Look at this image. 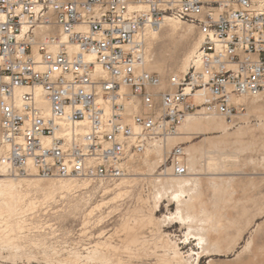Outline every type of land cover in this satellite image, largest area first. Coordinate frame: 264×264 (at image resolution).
Listing matches in <instances>:
<instances>
[{
	"label": "built area",
	"instance_id": "2783aa9c",
	"mask_svg": "<svg viewBox=\"0 0 264 264\" xmlns=\"http://www.w3.org/2000/svg\"><path fill=\"white\" fill-rule=\"evenodd\" d=\"M166 18L192 24L201 43L160 90L145 69L147 32ZM260 95L264 4L254 0H0L6 175L116 182L130 155L165 145L189 115L232 123L242 99ZM170 160L174 176L189 174L181 146Z\"/></svg>",
	"mask_w": 264,
	"mask_h": 264
},
{
	"label": "rangeland",
	"instance_id": "374dc122",
	"mask_svg": "<svg viewBox=\"0 0 264 264\" xmlns=\"http://www.w3.org/2000/svg\"><path fill=\"white\" fill-rule=\"evenodd\" d=\"M254 2L257 5L261 4L257 0ZM183 24L194 29L192 31L194 33L191 32L189 35L188 42L191 46L195 45L200 39L198 30L189 23L183 22ZM173 37L180 39L181 35L178 33ZM163 51L169 59L173 56L175 49L172 44H167ZM158 53L155 44L151 54L156 59ZM148 70L160 75L165 84H168L169 78L177 71L172 67H167L162 73ZM178 75L181 76L183 73L179 72ZM226 122L230 134L240 128L245 131L244 134L233 138L237 141L236 147L243 148L240 152L231 151L234 146L233 149L230 148L231 150L227 147L226 150L229 149L227 152L222 151L226 156H223L221 151H214L210 141L219 137V133L204 135L191 132L180 138L178 142V144L182 142L185 144L176 146L184 149L186 163L188 155L185 148L190 147L194 149H192L194 152H198H196L198 160L196 168L199 171L198 177L202 178L200 191L203 190L204 200L207 201L206 209L210 210L209 212L216 211L212 201L216 196L223 195L227 198V202L220 208L225 213L222 212L223 217H221L224 221L223 233L228 237L226 244L231 250L225 256H213L211 259H214L217 264H239L240 255L250 243L251 248H257L259 252L257 257L259 259L256 261V258L254 264L256 262L264 264V113L252 111L246 104L245 112L237 114L232 123ZM176 146L165 154V160L163 158V162L160 163L146 160L147 150L138 156L130 155L124 163L127 168L125 179L131 182L123 186V196L117 199L115 197L118 191L115 185L120 184L121 179L116 182L87 180L90 181L88 187L77 193L55 191L53 196L48 195L46 188L26 189L25 202L35 203L37 207L31 212H26L22 217L0 218V264H99L91 260L90 254L95 251L94 249L107 252L108 244L115 247L124 245L128 237L126 227L128 223L138 226L137 232L141 239L146 241L148 252L147 257L133 259V264L135 262L158 264L154 253L159 252L156 247L163 239L179 244L182 253L187 257L188 251L191 248L196 249L197 245V242L192 239L189 240L191 245L182 244L188 228L174 224L173 221H163L165 216L176 212L177 204L165 197L157 212L154 201V196L159 189L158 179L181 178L171 174L170 154ZM153 147L149 146L147 149ZM212 158L218 159V163L223 164L224 169H215ZM0 174L3 173L0 171ZM193 174L188 175L193 176ZM8 177L15 176L8 175ZM69 180L64 179V181ZM45 181L43 180L42 183L49 185V181ZM50 181L56 183L59 179ZM76 181L80 184L84 182V180ZM216 183L224 186L223 188H228L224 192L227 195L224 193L219 195L216 191ZM149 216L154 217L156 223L158 221V226L145 223L150 219ZM14 222L20 225L19 228H15L16 232L12 228ZM125 255L122 256L125 257L123 259L128 260V256ZM77 256L81 259H77ZM208 261L209 259H206L202 264H208Z\"/></svg>",
	"mask_w": 264,
	"mask_h": 264
},
{
	"label": "bare ground",
	"instance_id": "6f19581e",
	"mask_svg": "<svg viewBox=\"0 0 264 264\" xmlns=\"http://www.w3.org/2000/svg\"><path fill=\"white\" fill-rule=\"evenodd\" d=\"M257 1H259L261 4H264V0ZM193 30L194 29H192V27L184 26L183 22L169 18H166L162 22L161 26L149 30L147 32V56L145 59V69L147 71H149L148 69H150L152 71H158L162 73L167 67H172L176 68L177 70L175 72V75L172 76H179V72L185 74L188 71L190 62L192 61L194 55L197 53L201 43V37L199 41L193 46H191L190 42H188V38H190L189 35ZM178 33L181 35V37L180 39H175L173 36ZM155 44L159 51L158 57L156 59L155 56H152L151 54V49L155 47ZM167 44H172L175 49L173 56L169 59L164 55L163 51ZM168 86V84L162 83L160 90L168 89ZM263 96L264 95H260L257 97H245L242 99V101L247 104L250 110L264 113ZM128 113L132 115V109H129ZM181 125L182 126L180 127L178 134L169 138L165 145L162 146L155 144L153 145V148L147 149L146 160L154 161L157 163L163 162L162 159L165 157V154L168 153V151H170L174 146L185 144L182 141V143L179 144L178 142L180 138L188 135L191 132H198V134L204 135L219 133V137H215L210 141V145L216 152H227L233 146L234 149L232 148L233 150H230L234 151L235 153L240 152V150L243 149L242 147H236L237 141H234L233 138L244 134V129L240 128L235 133L230 134L228 132V124L222 117H202L189 115ZM134 128L136 131L139 130L138 127ZM227 147L229 148L228 150H226ZM192 149H190V147L185 148V152L188 155L186 164L189 168V173H194L193 176L187 175L181 178L158 179L157 182L159 189L156 192L157 194H154V201L155 210L157 212L159 211L161 203L163 202L162 200L165 197H167L173 203L177 204L176 212L170 213L169 216H165L163 218V221L166 222L167 220H169L173 221L174 224H180L182 227H187L188 233L186 234L185 240L184 242H182V244H185L186 246L191 245V241L189 240L192 239L193 241L197 242L196 249L191 248L188 251V255L186 257L185 254L182 253L179 244H177L176 242H172L169 239H163L159 244H157L156 247L159 249V252L154 253L158 264H202L206 259H209L208 264H217L214 259H211V257L225 256L231 250V248L226 244L228 237H226L223 233L224 221L223 219H221V217H223L222 212L224 213V211L220 208L223 203L227 202V198L223 195H220V193L226 192L228 188H223L224 186H220L221 184L219 183L215 184L216 191H218L220 196H216L212 200L214 207L216 206V211L209 212L210 210L206 209L207 201L205 202L204 200V194L202 192L203 190L200 191L202 178L200 179L198 177L197 172L199 171H197L196 168L198 161V152L196 151V153L193 151L194 149ZM223 152L222 155L226 156V154ZM211 160L212 162H215V169H224L223 164L218 163V159L212 158ZM121 180L122 181L120 184L115 185L116 190L118 191V194L115 197L116 199L123 196V186L131 182L129 179H125V177H123ZM42 181L43 179L40 178L20 179L18 177H8V175L4 173L0 174V218L3 216H9L10 218H17L19 216L22 217V215L24 216L26 212H31L37 207L35 203L25 202L26 195L24 192L26 189L28 190L29 188H46L48 191V195L51 196L55 191L77 193V191H81L87 188L90 184V181L87 180H84V182L80 184L77 183L76 180L72 179H70L69 181L59 179V181L56 183L48 180L49 185H44ZM149 217L150 219L145 218L148 219L145 223H158V221L156 223L154 217ZM145 223H143V225ZM19 227L20 225L18 223H13L12 228L14 229V232L17 231V229L15 231V228ZM126 227L128 228V237L124 245H122L121 247H115L108 244L107 252H99L98 250L94 249L95 251L90 254L91 260L93 259L99 264H133V259L147 257L148 252L146 250V241L142 240L139 236L137 232L138 226L128 223ZM105 249H107L106 246ZM124 254L128 256V260L123 259L125 258L122 257L124 256ZM258 256L259 252L257 251V248H251V244L249 243L244 249L242 255H240V260L238 262L239 264H254V260ZM77 259H81L80 256ZM247 259L248 261H246ZM258 259L259 258H257L256 261ZM75 262H77V260ZM259 262L261 261L259 260ZM136 263L137 262H135V264Z\"/></svg>",
	"mask_w": 264,
	"mask_h": 264
}]
</instances>
